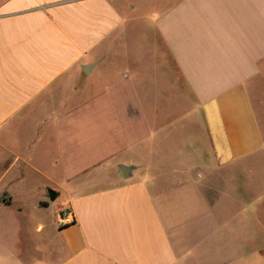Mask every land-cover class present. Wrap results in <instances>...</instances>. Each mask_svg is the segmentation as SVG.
<instances>
[{
  "label": "crops",
  "instance_id": "0c3cea01",
  "mask_svg": "<svg viewBox=\"0 0 264 264\" xmlns=\"http://www.w3.org/2000/svg\"><path fill=\"white\" fill-rule=\"evenodd\" d=\"M125 5L0 0V264H264V0Z\"/></svg>",
  "mask_w": 264,
  "mask_h": 264
},
{
  "label": "rangeland",
  "instance_id": "374dc122",
  "mask_svg": "<svg viewBox=\"0 0 264 264\" xmlns=\"http://www.w3.org/2000/svg\"><path fill=\"white\" fill-rule=\"evenodd\" d=\"M130 0H124L125 2V6H128V3H129ZM249 169L251 171V179H255V181L257 180V183H260V184H264V158L263 160H254V161H251L250 164H249ZM259 179H262V180H259ZM259 180V181H258ZM32 208H27L25 209L28 213V211H31ZM12 210H14L13 208L12 209H9V210H6V211H0V221L5 220V221H8V223H11L10 226H12V229L14 230H19L22 232V229L25 230V236H29V234L31 232L34 231L35 227H36V224H34V222H27L22 220V219H16V221H13L11 215L9 214H4V212H13ZM52 209H47V210H43L41 212V219L43 222L46 223V221H49L51 215H50V211ZM214 210V209H213ZM214 211H215V214H214ZM213 211V223H203L202 224V227H201V231L204 232V231H208L210 230L211 228L212 229H215L219 226V224H221L220 221L222 220H226V213L224 211L223 208H216L215 210ZM5 216V217H4ZM37 217V216H36ZM183 227V226H182ZM9 229L5 228V227H0V234L1 233H5V232H8ZM30 232V233H29ZM181 232H184V234L186 233L187 235H191V237L193 236V229H192V226H187L185 227V229L183 230V228L181 229ZM220 232H225V230L223 231H220ZM32 239V238H31ZM224 243H226V240L225 239H216L213 241V244L211 245V249H210V245H205L203 247V251H210L212 250L214 255H213V258L211 261H208L209 263L211 264H221V258H224L226 255H225V250H224ZM29 257V260L30 258L32 257V254L31 256L30 255H27ZM8 262V261H7Z\"/></svg>",
  "mask_w": 264,
  "mask_h": 264
},
{
  "label": "water",
  "instance_id": "95a60500",
  "mask_svg": "<svg viewBox=\"0 0 264 264\" xmlns=\"http://www.w3.org/2000/svg\"><path fill=\"white\" fill-rule=\"evenodd\" d=\"M119 171H120V173H121L123 178H127V174H129V172L131 171V168H129V167H119ZM49 198L53 199L52 193H49Z\"/></svg>",
  "mask_w": 264,
  "mask_h": 264
},
{
  "label": "built area",
  "instance_id": "2783aa9c",
  "mask_svg": "<svg viewBox=\"0 0 264 264\" xmlns=\"http://www.w3.org/2000/svg\"><path fill=\"white\" fill-rule=\"evenodd\" d=\"M71 221H72V219H71V215L69 213H67L64 216H61V218H60L61 224H67V223H70Z\"/></svg>",
  "mask_w": 264,
  "mask_h": 264
},
{
  "label": "trees",
  "instance_id": "16d2710c",
  "mask_svg": "<svg viewBox=\"0 0 264 264\" xmlns=\"http://www.w3.org/2000/svg\"><path fill=\"white\" fill-rule=\"evenodd\" d=\"M44 206V204H42Z\"/></svg>",
  "mask_w": 264,
  "mask_h": 264
}]
</instances>
